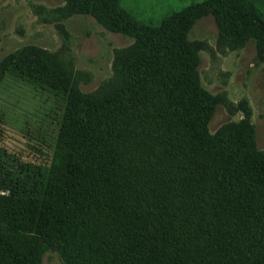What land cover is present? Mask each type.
<instances>
[{"label":"trees","instance_id":"1","mask_svg":"<svg viewBox=\"0 0 264 264\" xmlns=\"http://www.w3.org/2000/svg\"><path fill=\"white\" fill-rule=\"evenodd\" d=\"M66 2L134 45L96 100L37 50L6 64L62 110L39 158L0 146V264H41L49 249L65 264H264V155L252 124L209 133L215 102L188 38L211 16L220 36L252 40L260 59L264 19L241 0L193 2L156 25L119 0Z\"/></svg>","mask_w":264,"mask_h":264},{"label":"rangeland","instance_id":"2","mask_svg":"<svg viewBox=\"0 0 264 264\" xmlns=\"http://www.w3.org/2000/svg\"><path fill=\"white\" fill-rule=\"evenodd\" d=\"M199 1L119 0L147 25ZM67 4L66 0H0V146L24 160L39 158L35 151L54 139L62 103L40 85L20 80L6 64L37 50L79 95L96 100L116 87L122 60L134 45L133 36L108 31ZM241 4L264 19V0H241ZM188 38L199 46L200 86L215 102L209 133L222 135L252 124L255 147L264 155V57L259 59L252 40L236 44L220 36L211 16L197 19ZM41 264L65 263L49 249Z\"/></svg>","mask_w":264,"mask_h":264}]
</instances>
